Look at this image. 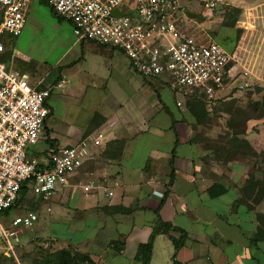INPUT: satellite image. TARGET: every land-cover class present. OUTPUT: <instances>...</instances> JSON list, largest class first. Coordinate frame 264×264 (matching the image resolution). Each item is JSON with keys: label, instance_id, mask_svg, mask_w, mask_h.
Wrapping results in <instances>:
<instances>
[{"label": "crops", "instance_id": "obj_1", "mask_svg": "<svg viewBox=\"0 0 264 264\" xmlns=\"http://www.w3.org/2000/svg\"><path fill=\"white\" fill-rule=\"evenodd\" d=\"M220 4L218 8L238 11L237 23L255 0H221ZM190 5L197 19L188 17L189 22L196 25L204 19L199 13L211 16L218 9L216 5L209 13L197 0ZM74 47L79 51L73 53L77 59L56 65L55 74H45L47 79L38 78L36 67L26 74L30 84L41 79L36 87L50 91L46 101L49 113L39 136L46 131L48 150L39 157L27 154L28 158L41 163L52 149L84 142V165L77 176L80 178L70 177L69 183L59 189L64 195L59 197L56 192L50 199L59 206L63 200L68 202V198L81 204V207L73 205L80 216L73 219L87 221L84 234L88 226L87 235L91 239L84 236L81 252L77 249L78 242L70 248L86 256L91 264H140L139 247L152 237L148 264H264V242L262 239L252 242L258 229L264 231V162L256 157L225 165L210 160L200 145L188 143L190 126L175 122L184 107L176 108L173 101L175 116L163 107L158 89L165 88V84L132 73L126 61L124 66L113 62L111 49L73 39L69 50ZM9 52L6 50L10 55ZM97 56L112 63L102 58L101 62L94 58ZM79 60L84 61V75L67 78L61 73ZM113 76L120 82L115 83ZM118 86L127 88L126 93ZM231 94L220 92L215 100H228ZM119 100L128 101L129 110L124 112ZM159 115L167 120L164 126L157 122ZM57 120H62L65 128L62 134L57 132ZM197 128L196 134H200ZM74 130L81 132L80 137L73 138ZM97 133L104 136L105 142L94 149L91 141ZM164 138L168 140L167 148L158 145ZM240 139L256 155L264 152V118L247 121ZM116 141L122 143L119 157L111 149V143ZM106 148L109 157L103 156ZM88 180L104 184L112 196L107 198L99 190L83 193L80 186ZM220 190L222 193L217 195ZM59 206L54 213H60ZM91 211L99 212L100 216H88ZM177 230L185 234V239L174 250L169 238L177 241L180 237Z\"/></svg>", "mask_w": 264, "mask_h": 264}, {"label": "built area", "instance_id": "obj_2", "mask_svg": "<svg viewBox=\"0 0 264 264\" xmlns=\"http://www.w3.org/2000/svg\"><path fill=\"white\" fill-rule=\"evenodd\" d=\"M42 1L58 18L70 24L76 41L117 51L130 71L144 80L165 78L176 108L182 109L185 99L196 96L210 109V102L220 92L264 88V64L255 70L246 69L252 58L264 54V0H255L236 23L245 35L230 51L206 33L186 31L188 15L193 14L190 3L196 0ZM197 1L209 13L221 3V0ZM30 2L0 0V57L6 53L11 39L21 34ZM244 56L247 59L243 61ZM8 61L10 65L14 61L30 62L16 51L10 52ZM4 62L0 60V213L13 205L26 181H31L32 197L50 200L84 162L80 146L52 149L41 163L28 158V148L38 142L49 113L46 101L50 91L36 90L41 79L32 85L28 75L7 67ZM104 142L101 133L91 141L94 147ZM80 189L83 193L99 190L107 198L112 196L104 184L90 180ZM36 220L32 212L14 216L8 222V231L0 220V238L5 240L8 251L16 231L31 227Z\"/></svg>", "mask_w": 264, "mask_h": 264}, {"label": "rangeland", "instance_id": "obj_3", "mask_svg": "<svg viewBox=\"0 0 264 264\" xmlns=\"http://www.w3.org/2000/svg\"><path fill=\"white\" fill-rule=\"evenodd\" d=\"M38 1L39 0H31V4L28 7L29 9L26 16V23L24 25L23 30L21 31V34L18 37L11 39L10 44L6 46L7 52H12L14 50L19 51L20 54L28 57L30 62L28 64H23L21 62L14 61L10 65L9 61L7 60L4 63L7 67L24 74H28V72L33 67H36L37 74L39 76L38 78H41L43 80L46 73L51 75L55 74L56 65L62 66V64L70 63L71 59L76 60L77 58H75L73 53L79 54V51L76 47L70 49L71 52L69 50V46L71 45L74 37L72 36L68 23L64 20H60L54 17L51 14L49 8ZM192 5L194 6V4ZM195 5L199 4L195 3ZM216 5L217 8L221 7L220 3H217ZM199 7L201 8L200 5ZM230 9L232 8H218L212 12V15L209 18H204L203 20L200 19V25H196L191 21L187 23L185 29L187 32L206 33L210 39L214 40V42L219 44L223 49L230 51L233 49V46L236 45V43L233 41L235 40L237 42L242 36L245 35L242 34L241 30L238 29L236 23H234L233 25L228 24L229 21L225 17V15L226 13L230 12ZM199 14L202 17L205 16L204 13ZM246 37L244 38L245 42L247 40ZM243 45L245 46V43ZM94 58L100 60L101 62V58L104 61L106 59L108 63H112V61H118L119 63H121L122 66H124L123 62H125L124 58L117 51H114V58L112 59V61L108 58H100L99 56ZM246 59L247 56H244L243 61ZM261 63L264 64V54L259 55V57L257 58H252L251 65L248 66L249 68L246 67V69L255 70L257 67H259ZM251 67L253 68L251 69ZM69 68L62 69L63 71L61 72L67 78H71V76L74 75H84V61L82 60H79L78 62L74 63L71 69ZM106 73L111 74V76L113 75V72L110 70H106ZM110 79H112V77H110ZM113 79H115V83L120 82L118 79H116V76H113ZM106 80H109V76ZM46 81L47 80H45V83ZM151 81L160 84L166 83V79L163 77L153 80L151 79ZM164 86L166 89L163 87L162 89H158V91L160 90L158 92L160 101L162 102L163 107L165 109H168L172 116H175L176 110L173 108V96L168 90L167 85ZM121 89L123 90V92L126 93L127 88L121 87ZM257 89H259V92H256L255 88L237 93L232 92V97L230 96V99L224 101H229V104L231 102H234L233 106L245 109L247 102L260 101L262 96L264 95V88L258 87ZM77 101L78 100H76L75 102ZM117 102L122 106V110L124 112L129 110L128 101L119 100ZM157 104H159V101ZM223 104L224 103L221 102V104L215 106L217 108L216 114L211 113V108L207 109V117H209V121L208 123L197 124L196 127L198 126L197 129H199L200 134H196L197 132L195 131L194 135L201 136L202 138H208L210 141L224 136V127L226 125V119L228 117L226 115L224 116V114H221V112L224 111ZM156 118L157 122L163 123L162 126H164V124H166L167 122L166 118L164 116L162 117V115H159ZM61 121L62 120H57L55 122L57 132L60 134H62L65 129L62 126ZM175 122L184 124L186 126H191L194 123L192 118L190 117V114L187 113L185 109L183 111H180V115ZM192 134L193 133L191 132V135ZM80 135L81 132L74 130L73 138H78L80 137ZM76 145L82 147L80 148L82 151L81 158L85 159L84 142L81 144L79 143V145L78 143L74 144L73 146ZM158 145L162 146L163 148H167V146L169 145L168 140L164 138V140L159 141ZM135 147L137 148V139L135 140ZM96 148L97 147H94V149ZM46 150H48V144L45 142V135L42 134V137L39 138L38 142L34 146L28 148L27 154L29 156L39 157ZM133 151L136 152L135 149ZM246 160L251 159L250 157H248ZM79 173L80 170H77L73 173V176L79 179L80 177H77ZM112 173L113 172H109V174ZM69 180L67 183H69ZM80 182L81 181H79V183ZM108 186H110V183L108 184ZM73 191L77 193V191L72 190V192ZM56 195L61 197L64 194L63 191H57ZM24 199V202L26 203L21 204L20 208L10 210L8 211L5 217H0L1 222H4L3 227L6 231L9 230L7 223L11 218H13L14 216L21 215L25 212H30L28 211V209H26L28 208L26 204L30 200L34 199H31L28 195H26ZM52 201H42L38 203L37 207L33 211L34 214H36V216L38 217L37 222L30 228H23L16 231L15 236L10 239L11 251H8V249H6L5 240L0 238V264H33V262L34 264H38L41 263L42 260L46 259L48 255L51 257L52 255H55L61 250L68 251L70 254L78 253L77 251H74V248H70V245L74 244V242H78L79 247H77V249L80 252L81 250H83L84 239H86L84 238V236L86 235L88 240L91 239L90 235H87V232L90 229L88 226H86V231L84 234V223H86L87 221L80 222L78 220L73 219L80 217L78 214L76 215V212L73 209V205L81 207V204L75 201L73 203L69 198L68 202H65L63 200V205L61 204V206L55 204ZM58 206L61 209L60 213H54L55 207ZM46 209H48V211ZM79 214L82 215V212L79 211ZM87 214L88 216L93 218L100 216V213L97 211L87 212ZM91 234L93 233L91 232Z\"/></svg>", "mask_w": 264, "mask_h": 264}, {"label": "trees", "instance_id": "obj_4", "mask_svg": "<svg viewBox=\"0 0 264 264\" xmlns=\"http://www.w3.org/2000/svg\"><path fill=\"white\" fill-rule=\"evenodd\" d=\"M38 2L44 4L47 6L51 12V14L58 18L52 9L42 0H39ZM232 14V15H231ZM225 17L229 21V25H233L238 17V11L236 9H230L229 13H226ZM60 19V18H58ZM62 20V19H60ZM86 41H79V43H84ZM90 43V42H87ZM93 44V43H91ZM9 54L5 53L2 57H0V60L4 62L8 58ZM256 92H259V89L255 88ZM36 90H43L40 88H36ZM227 99L224 98H217L216 100H212L210 102L209 108H211V113H217V108L215 106L224 103V111L221 112V114L226 115L228 118L226 119V125L224 127L225 133L223 137H219L213 141H210L208 138H202L201 136L197 135H191L188 139V143L190 144H198L201 146L203 150L206 151V157L210 160H214L218 162L217 164L225 165L228 162L232 161H240V160H246L248 157H256V159H260L262 162H264V152H261L260 154L256 155L252 152V149L250 145L243 139H240L239 137L243 134L244 125L246 121L249 120H258L264 118V95L262 96L260 101L255 102H247L245 109H241L240 107L233 106L234 102L228 103L229 101H224ZM234 108V109H230ZM184 109L187 111V113L190 114V117L193 120V125L190 126V129L192 130V133L196 131V125L197 124H204L208 123L209 117H207V109L205 106V103L198 99L196 96L188 97L185 99L184 102ZM173 123V122H172ZM239 129H238V128ZM45 131V135H46ZM176 144V140L174 141V146ZM111 149L112 152L115 151L117 153V156L119 157L122 143L121 141H116L111 143ZM173 150H171V157H173ZM103 156L107 155V148L105 149ZM109 157V156H108ZM204 159V158H203ZM172 175V173H171ZM171 179V178H170ZM31 181H26L23 183L19 189L18 195L16 200L14 201L13 205L4 210L2 213H0V217H5L10 210H15L16 208H20L21 204H25V196L28 195L31 199L29 202H27L28 211L34 213V209L37 207L39 202H42L40 198L32 197L29 192ZM222 193L220 190L217 195ZM211 195V192H210ZM213 196V195H211ZM166 228H170L168 225H165ZM171 229V228H170ZM180 234L179 239L176 241L172 238H169L170 241L173 244L174 250L179 248L183 244V239H185V234L177 230ZM262 239L264 242V231L261 229H258L252 239V242L254 240ZM152 237L148 239V241L139 247L138 250V256L140 257L138 261L140 264H148L149 262V253L151 250V241ZM91 264L86 256L78 254V253H72L70 254L68 251L61 250L55 255H52L51 257L48 255V257L44 260H42L41 263L38 264ZM34 264V262H33ZM176 264V263H175Z\"/></svg>", "mask_w": 264, "mask_h": 264}, {"label": "water", "instance_id": "obj_5", "mask_svg": "<svg viewBox=\"0 0 264 264\" xmlns=\"http://www.w3.org/2000/svg\"><path fill=\"white\" fill-rule=\"evenodd\" d=\"M189 18L197 19V16L195 14L188 15Z\"/></svg>", "mask_w": 264, "mask_h": 264}]
</instances>
